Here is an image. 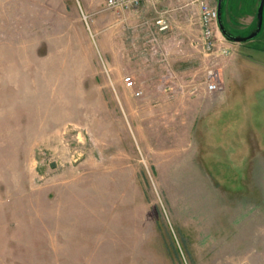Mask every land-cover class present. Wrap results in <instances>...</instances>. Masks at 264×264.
Masks as SVG:
<instances>
[{"label": "rangeland", "instance_id": "374dc122", "mask_svg": "<svg viewBox=\"0 0 264 264\" xmlns=\"http://www.w3.org/2000/svg\"><path fill=\"white\" fill-rule=\"evenodd\" d=\"M258 1L223 0L232 36L256 29ZM135 23L103 0H0V264H248L264 253V10L245 42L216 26L211 54L168 56ZM203 54L210 66L190 78L162 60ZM127 67L148 101L130 99ZM209 68L223 89L207 142L193 118L175 120L181 95L171 121L141 106L169 97L147 88L190 86L194 99ZM244 127L248 144H228Z\"/></svg>", "mask_w": 264, "mask_h": 264}, {"label": "crops", "instance_id": "0c3cea01", "mask_svg": "<svg viewBox=\"0 0 264 264\" xmlns=\"http://www.w3.org/2000/svg\"><path fill=\"white\" fill-rule=\"evenodd\" d=\"M199 2L200 0H144L140 8L137 10L124 9L123 11L129 19L136 22V26L139 28L145 26L147 30L146 36L151 46L158 44V42H163V45L168 48V53L166 54L171 56V54L174 55L175 53L173 48H182V50L183 48H189L194 51L196 47H199L201 33ZM257 5L258 3L256 4V7ZM254 16L256 17V11L254 14L252 13V19L249 24L253 22ZM158 18H164L168 22L169 27L166 31L161 32L158 30V27L155 24V21ZM140 31H142V29H140ZM182 50L180 52L184 53ZM184 58L186 59V57ZM196 59L197 60H189L188 62H185V64H174L172 58H166L165 56L162 58L163 61L167 60L168 67L166 70L168 74H183L182 76H187L188 78L203 70L202 62H207L206 64L209 65V59L204 54L202 58L201 56H198ZM142 64V61L138 62L139 66H143ZM145 69L150 74L155 73V60H153V57H151V59H146ZM126 74H129L128 76L132 79L136 75L132 67L126 68ZM192 90L193 89H191L190 86L178 88H174L173 86L163 88L158 87L157 90L147 88L146 92H144L147 96L165 95L169 97H163L162 103H142L141 106L147 107L146 111H148L149 115H151V112H154V116L157 115V117H161L160 120L163 122L171 121L173 117L171 114L176 110L173 101L177 99V97L171 96H177L178 94L181 95V98H179L180 103L178 104L179 108L177 109L179 111V116L175 120L177 122H187L188 118H193L194 122L198 123L196 125L197 138L200 140V143L203 144L207 142L206 139L210 133L209 129L216 126L211 123L216 122L215 119H210L209 116L211 114L213 117L215 114L214 104L218 101L219 94H207L205 89L202 88L197 92L196 97L191 100L187 95L191 94ZM130 99L141 102L148 101L149 97L145 98L142 91V96L140 98L131 97ZM192 105L193 111L191 109ZM126 106L127 108L130 107V105ZM229 129L230 128H227V130ZM238 130L239 129H237V133L234 132L233 134H228L230 137H227V143H236L245 146L252 138V134L248 135V130H246L245 127L239 131ZM227 143L225 140L224 144ZM260 227L262 228V231H264V222L261 223ZM261 237L264 239V234H261ZM248 264H264V253L258 255L256 258L251 257Z\"/></svg>", "mask_w": 264, "mask_h": 264}, {"label": "built area", "instance_id": "2783aa9c", "mask_svg": "<svg viewBox=\"0 0 264 264\" xmlns=\"http://www.w3.org/2000/svg\"><path fill=\"white\" fill-rule=\"evenodd\" d=\"M144 0H103L105 10L120 11L124 9L137 10L140 8ZM200 39L199 46L207 54H211L216 46L215 32H216V8L209 6L204 0H200ZM158 30L163 32L169 27L168 22L164 18H158L155 21ZM123 83L126 89L132 92V96L139 98L142 96V91L134 92V80L130 76L123 77ZM204 89L207 94L221 92L223 87L219 81L218 72L209 68L206 70Z\"/></svg>", "mask_w": 264, "mask_h": 264}, {"label": "water", "instance_id": "95a60500", "mask_svg": "<svg viewBox=\"0 0 264 264\" xmlns=\"http://www.w3.org/2000/svg\"><path fill=\"white\" fill-rule=\"evenodd\" d=\"M222 3L223 0H216V25L219 30V32L229 41L234 42V43H242L247 40H250L254 38L260 31L261 29V24H262V10H264V0H259L258 2V7L256 10V29L249 34L247 37H235L230 34H228L222 24L221 20V10H222Z\"/></svg>", "mask_w": 264, "mask_h": 264}, {"label": "flooded vegetation", "instance_id": "af4514ba", "mask_svg": "<svg viewBox=\"0 0 264 264\" xmlns=\"http://www.w3.org/2000/svg\"><path fill=\"white\" fill-rule=\"evenodd\" d=\"M259 2V1H258ZM257 7H258V5H257ZM256 18V17H255ZM226 30V29H225ZM226 32L228 33V34H230L227 30H226ZM231 35V34H230Z\"/></svg>", "mask_w": 264, "mask_h": 264}, {"label": "trees", "instance_id": "16d2710c", "mask_svg": "<svg viewBox=\"0 0 264 264\" xmlns=\"http://www.w3.org/2000/svg\"><path fill=\"white\" fill-rule=\"evenodd\" d=\"M222 5H223V3H222ZM223 24V23H222Z\"/></svg>", "mask_w": 264, "mask_h": 264}]
</instances>
